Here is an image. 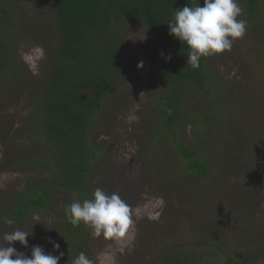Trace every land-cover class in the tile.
<instances>
[{"label":"rangeland","instance_id":"1","mask_svg":"<svg viewBox=\"0 0 264 264\" xmlns=\"http://www.w3.org/2000/svg\"><path fill=\"white\" fill-rule=\"evenodd\" d=\"M40 1H19L24 32L16 40L12 66L0 76L2 205L11 193L51 176L46 166H6L11 153L22 152L18 156H28L24 160L37 156L41 162L47 153L39 137L25 129L58 44V29ZM238 3L246 34L231 50L211 57L215 78L207 85L215 91L211 96L186 93L180 121L169 131L199 153L209 173H192L172 135L158 133L163 123L158 99L166 89L159 46L133 28L126 39L130 74L122 77L107 99L105 116L100 115L105 131L96 134L95 144L105 155L88 181L91 193L97 188L118 193L130 206L128 233L119 240L93 237L84 224L82 244L70 246L56 223L67 200L59 194L52 209L23 223L0 216V246L7 243L4 234L18 225L29 234L27 247L12 245L18 252L30 257L35 245L55 256L63 252L59 264H71L80 252L93 264H153L166 245L196 239L245 254V264H264V0L256 13L245 11L242 0ZM49 238L59 243V251Z\"/></svg>","mask_w":264,"mask_h":264},{"label":"trees","instance_id":"2","mask_svg":"<svg viewBox=\"0 0 264 264\" xmlns=\"http://www.w3.org/2000/svg\"><path fill=\"white\" fill-rule=\"evenodd\" d=\"M19 1L0 0V76L5 74L4 69L12 66L16 40L24 32V16ZM198 2L40 1L47 10L46 16L53 19L52 24L58 29V44L54 61L35 93L37 104L25 123V129H30L31 136L39 137L38 141L47 153L44 162L37 160V156L24 160L28 156H18L22 152L11 153L6 166H46L51 176L11 193V198L4 205L0 204V216L23 223L26 217L52 209L58 195L63 194L67 200L56 221L57 227L61 229L59 232L67 244L72 247L82 244L80 231L84 229V224L73 226L69 223L65 207L73 202V194L81 202L92 195L89 176L93 166L105 155L103 148L95 144L96 134L105 131L100 115L122 77L130 74L126 47L130 30L142 29L149 38L158 42L164 83L166 81L165 87L168 89L158 99L163 119L158 133L172 135L169 131L180 121L186 93L204 91L211 96L215 91L207 85L209 78L211 82L215 78L211 70L212 56L202 58L199 68L187 66L189 49L169 34L166 23L176 9L186 5L191 7V3L195 5ZM200 4L203 6V0H200ZM241 5L245 6V11L256 13L259 12L260 0H242ZM168 56H171L170 61ZM4 116L0 112V117ZM0 133L2 135L1 130ZM172 143L187 160L192 173H209L208 165L197 158L200 155L196 150L180 143L176 135H172ZM19 228L22 227H14L15 230ZM246 258L245 254L228 252L219 243L196 239L166 245L153 264H245Z\"/></svg>","mask_w":264,"mask_h":264},{"label":"clouds","instance_id":"3","mask_svg":"<svg viewBox=\"0 0 264 264\" xmlns=\"http://www.w3.org/2000/svg\"><path fill=\"white\" fill-rule=\"evenodd\" d=\"M243 9L238 0H203L191 7L184 6L174 11L173 17L166 23L169 34L177 38L189 49L187 66L199 68L204 57L223 54L231 50L234 42L246 34L247 21L239 18ZM163 55V53H162ZM167 59L170 61L171 56ZM141 61L138 68H143ZM67 221L73 226L85 224L91 229L93 237L119 240L128 233L132 224L130 206L118 193L107 194L101 188L92 193L91 199L81 202L73 194V202L65 207ZM26 231L16 229L5 233L6 245L0 246V264H59L64 253L59 256L46 253L39 246H32L31 256L18 252L14 242L28 246ZM53 249L59 251V243L49 238ZM71 264H93L84 252L71 260Z\"/></svg>","mask_w":264,"mask_h":264}]
</instances>
